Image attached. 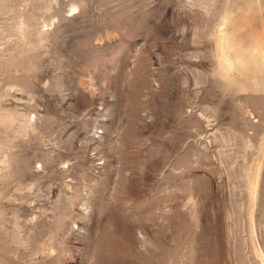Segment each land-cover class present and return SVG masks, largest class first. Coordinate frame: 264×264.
Wrapping results in <instances>:
<instances>
[{"label":"rangeland","instance_id":"obj_1","mask_svg":"<svg viewBox=\"0 0 264 264\" xmlns=\"http://www.w3.org/2000/svg\"><path fill=\"white\" fill-rule=\"evenodd\" d=\"M0 264H264V0H0Z\"/></svg>","mask_w":264,"mask_h":264}]
</instances>
